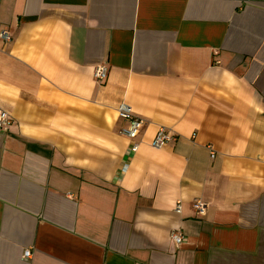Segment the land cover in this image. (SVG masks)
Here are the masks:
<instances>
[{"label": "crops", "instance_id": "0c3cea01", "mask_svg": "<svg viewBox=\"0 0 264 264\" xmlns=\"http://www.w3.org/2000/svg\"><path fill=\"white\" fill-rule=\"evenodd\" d=\"M3 31L0 264H264V0H0Z\"/></svg>", "mask_w": 264, "mask_h": 264}, {"label": "built area", "instance_id": "2783aa9c", "mask_svg": "<svg viewBox=\"0 0 264 264\" xmlns=\"http://www.w3.org/2000/svg\"><path fill=\"white\" fill-rule=\"evenodd\" d=\"M0 39L6 43L11 41V36L8 32H1ZM108 75V69L106 65H98L94 68L92 77L93 80L98 83L102 84L106 81ZM117 116L120 120L125 123V128L122 130V135L130 141L132 144L128 149V154L136 153L138 149V144L135 143L140 135V131L144 126V120L136 116L132 109L125 103H121L117 106L116 109ZM8 125V118L5 113L0 112V129L6 127ZM175 137L165 131L163 128L159 129L155 134L152 142L151 147L155 149H160L167 144L173 142ZM214 153L210 151V158H213ZM193 210L196 212L197 215L203 216L206 210V206L200 200H195L192 204ZM175 212H180V205L179 203L175 207ZM171 240L174 244L175 248H179L184 243V237L180 234L179 231L174 230L170 234ZM31 256L29 250L23 252V258L29 259Z\"/></svg>", "mask_w": 264, "mask_h": 264}]
</instances>
